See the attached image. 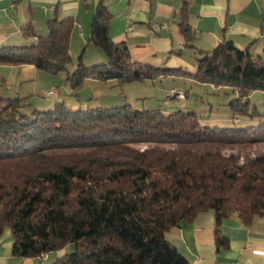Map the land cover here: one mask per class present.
<instances>
[{"label": "trees", "instance_id": "1", "mask_svg": "<svg viewBox=\"0 0 264 264\" xmlns=\"http://www.w3.org/2000/svg\"><path fill=\"white\" fill-rule=\"evenodd\" d=\"M180 16L191 46L184 7ZM110 20L99 0L89 42L106 62L86 65L83 50L69 69L73 20L65 17L47 20L45 36L23 24L21 35L35 41L1 46L0 65L63 73L72 90L87 79L123 85L191 77L231 87L237 97L230 105L241 112L251 91L264 92V57L248 47L223 40L198 51L194 71L161 68L133 61L125 42L109 36ZM252 145L262 148L246 152ZM206 211L214 214L217 250L228 247L220 233L224 219L236 214L248 226L264 217V122L209 127L181 110L71 108L62 102L39 110L24 98L0 96V236L10 230L14 256L62 251L50 264H191L166 232ZM71 243L74 250L64 252Z\"/></svg>", "mask_w": 264, "mask_h": 264}, {"label": "crops", "instance_id": "2", "mask_svg": "<svg viewBox=\"0 0 264 264\" xmlns=\"http://www.w3.org/2000/svg\"><path fill=\"white\" fill-rule=\"evenodd\" d=\"M98 1L0 0V47L34 42L35 38L21 35L20 28L25 23H31L37 35L45 36L47 20L70 17L73 27L69 46L72 64L69 69L75 67V61L77 62L83 50V62L86 65L102 62L101 50L89 42L91 20ZM103 2L111 14L109 36L114 42H125L133 61L161 68L194 71L198 51L211 50L223 40L231 41L242 49L248 47L254 55L264 57V0ZM182 7L185 8V18L192 30L191 46L186 45L178 25ZM58 75L59 79L52 81V84L55 83L58 90L61 89V97L54 89L55 95L51 96L55 98L53 103L36 102L34 100L37 94L49 97L46 91L35 89L41 84H37V79L45 77L42 71L31 64L0 65V96L24 98L25 102L39 110L51 108L56 102H62L71 108L128 104L123 85L115 81L87 79L80 88L72 90L65 82L64 74L56 76ZM174 88L171 87L169 92ZM136 108L145 109L139 105ZM171 111L172 108H168L162 112ZM214 224L213 212H201L192 222L170 228L166 232V238L191 264H264V217L255 218L248 226L236 214L224 219L220 233L227 237L228 247L218 250L214 240ZM11 245L10 230L6 229L0 236V264H43L38 257L14 256ZM51 253L59 256L62 251ZM50 255L48 253L45 260Z\"/></svg>", "mask_w": 264, "mask_h": 264}, {"label": "rangeland", "instance_id": "3", "mask_svg": "<svg viewBox=\"0 0 264 264\" xmlns=\"http://www.w3.org/2000/svg\"><path fill=\"white\" fill-rule=\"evenodd\" d=\"M99 52L103 59L102 62L97 63L106 62V56L104 53L102 51ZM71 64L72 63H70L69 66H71ZM42 73L45 77L37 79V84H41L35 87L36 91L39 90L45 92L49 89H52V91L55 89L60 96L61 89L58 90L54 82V84H52V81L56 82L59 79V75L56 76L45 71H42ZM37 84H35V86ZM50 85L53 86L51 87ZM49 86L50 88H48ZM171 87H175V90H181L186 93V96L184 95L183 99L171 97L169 92ZM123 88L127 103L133 109H137L136 105H139L145 109L154 108L164 111L165 109L172 108L171 112L177 110L194 112L197 114L201 122L209 127L245 128L249 126H257L264 122V92L259 90L250 92L246 100V111L241 112L233 110L230 105V102L237 97V93L231 87H216L207 83L201 84L193 80L191 77L166 75L153 81L145 80L141 82L125 83L123 84ZM54 100L55 98L51 96L45 97L41 93L36 95L34 101L53 103ZM136 147H143V145H137ZM261 148L262 145H252L247 146L245 151L253 154L252 152ZM230 151L231 150L229 149L225 152ZM240 160H242V158H240ZM73 250L74 244L71 243L65 247L64 252H71ZM50 254L49 259H42L43 264H50L57 257L55 256L56 253ZM38 259L40 260V257H38Z\"/></svg>", "mask_w": 264, "mask_h": 264}, {"label": "built area", "instance_id": "4", "mask_svg": "<svg viewBox=\"0 0 264 264\" xmlns=\"http://www.w3.org/2000/svg\"><path fill=\"white\" fill-rule=\"evenodd\" d=\"M130 29H131V27L128 28V30H130ZM178 47H179L180 49L182 48L181 45H178ZM45 93H46L47 95H49V96H54V95H55V93H54L53 91H51V90H48V91H46ZM170 96H171V97H175V98H177V99H183V98H184V93H183L182 91H180V90L172 89V90H170ZM46 257H47L46 254L40 256L41 260H42V259H43V260L46 259Z\"/></svg>", "mask_w": 264, "mask_h": 264}]
</instances>
